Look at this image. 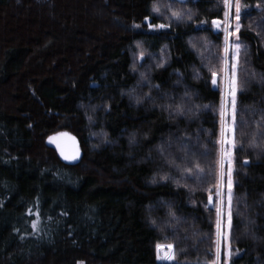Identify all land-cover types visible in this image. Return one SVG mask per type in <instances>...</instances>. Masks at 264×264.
<instances>
[{"label":"trees","instance_id":"obj_1","mask_svg":"<svg viewBox=\"0 0 264 264\" xmlns=\"http://www.w3.org/2000/svg\"><path fill=\"white\" fill-rule=\"evenodd\" d=\"M158 1L0 0V264L215 260L222 93L196 38L225 6L167 0L178 20ZM244 2L254 80L239 96L231 264H264V147L251 146L264 145V0ZM62 130L79 162L49 145ZM157 242L174 245V262Z\"/></svg>","mask_w":264,"mask_h":264},{"label":"rangeland","instance_id":"obj_2","mask_svg":"<svg viewBox=\"0 0 264 264\" xmlns=\"http://www.w3.org/2000/svg\"><path fill=\"white\" fill-rule=\"evenodd\" d=\"M237 2V0H231V3L233 4V7L231 10L224 4L225 6V12H230L228 16L224 14V18L221 21L220 28H217L215 24L212 22L208 25V32L199 33L196 38V48L199 52V55L201 56L203 62L206 63V65H209L211 68V71H215L217 73V84L218 88L221 90L222 93V101L220 106V120H221V128H220V146H221V154H220V170H219V185L217 189V200H216V207L221 206V195H223V198L225 200V211L227 210V204H226V198H225V191L226 184H227V173L229 168L232 169V180L235 182L234 179V171H235V155L233 158V161L231 164H229L226 160L223 161V150L227 148L228 151H232L234 154V151L236 148H233L229 144H223L221 141L225 137V132L223 131L225 123L230 124L231 123V106H230V98L228 96V86L225 78V72H226V66H225V58L226 54L224 52V48L226 43H235L236 42V36L233 35L232 37H228V33L224 31L225 28H228L229 31L235 32V8L234 5ZM240 6H241V14H240V31L238 33L239 35V42L241 43L242 47L240 50V57H239V67L236 70L237 71V77H238V83L241 88V91L237 93V120L240 121L239 114V96L240 94L246 90L248 86V82L253 81L254 77L251 75V71L248 67V53H249V45L248 43L241 38L240 33L242 30L247 28V25L244 23V20H246V17L249 16V14L253 11V6L250 3H245L244 0H238ZM258 7V6H257ZM156 8H159V12H156L157 14L164 15L166 13L169 14V16H172V13L180 12V7L177 5H174L173 8H171V4L167 2V0H159L156 4ZM176 18V17H174ZM9 22V21H8ZM6 22V24H8ZM5 24V25H6ZM1 25H4L3 17L0 16V27ZM246 25V26H245ZM262 30H264V26H262ZM227 37V40H226ZM218 40V42H217ZM142 54V55H141ZM147 57H149L148 53L142 49L139 48L138 52L135 55L134 62H135V68L140 71L141 75V81L145 80L144 75L145 71L148 69L149 64L146 63V61L143 63L142 60H145ZM162 57V56H161ZM163 59L166 60L167 56H163ZM228 66H227V72L230 75L231 74V65L235 62L234 54L232 50L230 49L228 55ZM141 64V66H140ZM143 64V65H142ZM221 112L224 113L223 117L221 116ZM239 123L237 125L238 130ZM70 137L72 135L68 131H58L53 132L48 135V143L49 145L54 146L58 150L61 147H64L68 141L70 140ZM228 138L229 137L228 134ZM236 144L238 146V143L236 141ZM221 173L224 174L223 178L221 177ZM234 189V185H233ZM232 189V192H233ZM211 204H214V200H211ZM225 233H227V228L223 230ZM220 240L219 245V260L218 264H231V261L233 257L236 255V251L232 249V246L230 244V237L228 235H225L223 237H220L217 235V229H216V241ZM229 245L231 247V255L229 256ZM175 253V249H174ZM161 256L164 255L163 252L160 253ZM176 259V256H175ZM161 262H174L175 260L169 261L167 259H159ZM211 264H217V243H216V257Z\"/></svg>","mask_w":264,"mask_h":264},{"label":"snow or ice","instance_id":"obj_3","mask_svg":"<svg viewBox=\"0 0 264 264\" xmlns=\"http://www.w3.org/2000/svg\"><path fill=\"white\" fill-rule=\"evenodd\" d=\"M224 4L229 8V10L232 9L233 4L231 3V0H223ZM235 8V20H236V24H235V32L229 31L228 28H225L224 31L228 33V37H232L233 35L236 36V42L235 43H226L225 48H224V52L226 54V58H225V66H226V72H225V78H226V82H227V86H228V96L230 98V106H231V113H230V117H231V123L227 124L225 123L224 125V129L223 131L225 132V137L224 139L221 141V143L223 144H229L231 145L233 148L237 147L236 141H235V133L237 131V125L238 123L243 124V121H239L237 120V93L241 91V88L239 86L238 83V77H237V69L239 67V57H240V50H241V43L239 42V31H240V14H241V6L237 0V2L234 5ZM154 10L156 12H159V8H154ZM230 14V12H225V15L228 16ZM172 16L176 17L178 20L182 19V16L180 13H172ZM147 19V18H146ZM213 24H215V26L217 28H220L221 26V21L220 20H214L212 22ZM150 27H158V28H167L169 27V25L166 24H159V25H149ZM227 40V37H226ZM230 49L232 50L233 54H234V59L235 62L231 65V74L229 75L227 72V66H228V59H227V55L230 51ZM142 55V54H141ZM211 82L213 85L217 84V73L215 71H213L211 73ZM156 87H159L158 85ZM177 112L182 111V109H180L179 107H177L176 109ZM224 113L221 112V116L223 117ZM89 119L91 120V117H89ZM264 119V118H262ZM228 134L232 135V139L228 138ZM74 139V138H73ZM134 139V137H133ZM251 146L254 148H259V147H264V145L258 144L255 140V138H251ZM242 148V145L240 146ZM161 155L164 154V149L161 148L160 150ZM63 155V152L61 153ZM223 159H222V163L224 160H226L229 164L232 163L233 158H234V154L232 151H228L227 148H225L223 150ZM79 157V150L77 149L76 152L74 154H72L71 156L65 155L64 158L68 159V160H76ZM185 159L187 158V156L184 157ZM243 163L247 164V161H243ZM196 170L197 171H202L201 169H199V166H196ZM186 171L191 174L192 173V169H186ZM224 174L221 173V177L223 178ZM162 180L168 179L167 176H162L161 177ZM153 183L156 182L155 178H153ZM233 185L234 182L232 180V169L229 168L228 173H227V184H226V189H227V200H226V204H227V210L225 211V200L223 198V195H221V206L216 207V213H217V221H216V229H217V235L220 237H223L225 235H228L230 237L231 235V230L233 227V208H232V203H233ZM212 197L211 195L209 196V200H211ZM29 214H31V210H29ZM37 216L39 215V213L36 214ZM169 217H174L175 213H173L170 209L168 212ZM237 216L241 215L240 213L236 214ZM151 223H153L154 225L156 224L155 220H152ZM32 227L35 228L36 227V223L33 222ZM225 227L227 228V233H225L223 230L225 229ZM217 243V264H218V260H219V245H220V240L218 239L216 241ZM156 252H157V258L158 259H167L169 261L175 260V253H174V245L172 244H167V245H162L160 243L157 242L156 244ZM163 252L164 255L161 256L160 253ZM237 254H239V250H237ZM231 255V247L229 245V256ZM178 264V262H177Z\"/></svg>","mask_w":264,"mask_h":264},{"label":"water","instance_id":"obj_4","mask_svg":"<svg viewBox=\"0 0 264 264\" xmlns=\"http://www.w3.org/2000/svg\"><path fill=\"white\" fill-rule=\"evenodd\" d=\"M213 87L215 90H218V84L213 85ZM77 149L79 150L78 159L68 160L64 158L65 155L71 156L72 154H74ZM58 151L62 159L68 162H79L83 157V150L81 148V144L79 140L74 136L70 137V140L68 141V143L64 147H61ZM62 152H63V155L61 154Z\"/></svg>","mask_w":264,"mask_h":264}]
</instances>
